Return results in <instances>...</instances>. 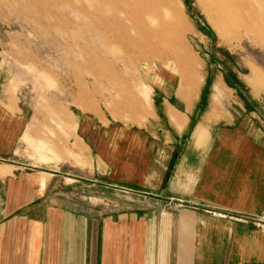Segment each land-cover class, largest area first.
Returning a JSON list of instances; mask_svg holds the SVG:
<instances>
[{
	"label": "crops",
	"instance_id": "obj_1",
	"mask_svg": "<svg viewBox=\"0 0 264 264\" xmlns=\"http://www.w3.org/2000/svg\"><path fill=\"white\" fill-rule=\"evenodd\" d=\"M143 77L152 97L142 125L115 130L79 116L74 143L87 165L72 175L58 153L56 163L19 161L27 116L0 92V160L11 158L0 164V264H264V126L228 104L214 110L201 94L186 100L170 74ZM87 183L123 184L181 207L93 219L67 201Z\"/></svg>",
	"mask_w": 264,
	"mask_h": 264
},
{
	"label": "rangeland",
	"instance_id": "obj_2",
	"mask_svg": "<svg viewBox=\"0 0 264 264\" xmlns=\"http://www.w3.org/2000/svg\"><path fill=\"white\" fill-rule=\"evenodd\" d=\"M231 1L236 17L220 24L208 0H0V92L8 91L28 120L19 161L62 159L70 174L85 168L74 143L81 114L115 130L142 125L152 97L147 70L170 74L186 100L201 94L214 110L228 104L264 126V0ZM70 192V207L93 219L97 211L115 217L181 207L123 184L87 183L84 194Z\"/></svg>",
	"mask_w": 264,
	"mask_h": 264
},
{
	"label": "bare ground",
	"instance_id": "obj_3",
	"mask_svg": "<svg viewBox=\"0 0 264 264\" xmlns=\"http://www.w3.org/2000/svg\"><path fill=\"white\" fill-rule=\"evenodd\" d=\"M234 3L231 0H208L207 8L215 9L217 20L220 24L230 21L231 17H236Z\"/></svg>",
	"mask_w": 264,
	"mask_h": 264
}]
</instances>
